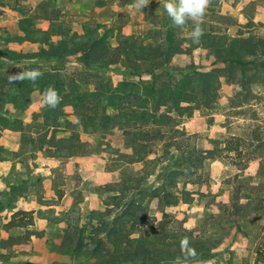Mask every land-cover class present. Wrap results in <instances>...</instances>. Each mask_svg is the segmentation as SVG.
Wrapping results in <instances>:
<instances>
[{"label":"trees","instance_id":"1","mask_svg":"<svg viewBox=\"0 0 264 264\" xmlns=\"http://www.w3.org/2000/svg\"><path fill=\"white\" fill-rule=\"evenodd\" d=\"M214 5L209 4L199 22L203 35L197 42L189 35L194 26L191 21L186 23L187 31L183 32L169 17L147 12L152 24L149 33L145 37L126 36L121 33L120 26L116 46L110 41L113 34L110 36L107 32L97 29H87L82 35L73 32L64 24L61 9L51 0H43L32 13L22 12L20 35L10 41L38 44L39 50L33 54L7 51L0 58V112L9 104L16 111L28 112L30 94L39 91L43 97L44 90L50 87L57 91L59 101L55 107L40 113H28L32 120L28 125L6 111L0 116V137L7 130L19 132L22 149L25 144L31 145L26 152L22 150V155L36 159L38 153H45L47 157L61 160L102 157L110 153L103 149L105 144L102 142L110 130L121 131L126 141V153L111 152L116 156L107 167L112 177L99 187V193L108 196L106 211L91 214L96 216L97 225L87 233L80 227L78 218L67 223L63 230L60 246L85 255L89 261L81 264H158V259L167 262L172 253L164 247L171 241L172 217L163 208L191 202L193 193L180 189L179 185L200 184V181L184 180V177L196 175L201 167L195 165V161L202 163L204 159L194 160L192 155L185 158L183 144L179 141L183 135L179 130L180 118L191 117L196 111L211 110L223 85L236 88L231 108L250 105L257 97V90L264 86V37L250 30L255 26L253 19L245 26L246 31L241 27L235 36H231L228 31L238 25L237 20L215 11ZM250 5L255 6L256 1ZM4 8L5 4L0 1V15ZM38 21L48 23V29L38 28ZM198 49L208 51V57L212 59L209 69L195 64L185 68L174 65L176 57L190 56ZM13 54L20 56L15 59ZM72 57L76 58V65L82 67L81 73L76 70L77 76L95 74L93 90L86 87L88 83L68 82L56 69L38 66ZM120 64L125 66L128 76L114 87L103 74ZM11 69L16 70L14 75ZM33 69L41 73L37 80L14 79ZM109 109L115 114L110 115ZM70 117L74 121L69 120ZM238 139L231 137L230 140ZM156 141L163 144L162 155L148 162ZM235 145L226 141L223 150H237L239 156H243L242 150ZM173 151L178 152L176 158L171 156ZM211 153H206L205 158H211ZM137 163L146 167L163 166L155 179L162 182L155 187L145 185L153 176L152 171L147 173L145 169L128 176L127 167ZM232 165L241 172L249 167L248 163L235 161ZM31 167L35 166L27 164L25 169L28 171ZM119 171L120 176L116 177ZM236 179H239L238 175ZM18 183L10 186L7 193L0 191V234L3 229L7 232L21 229L25 233L0 241L2 248L26 244L32 237H41L40 233L30 229L35 224L33 211L11 213L2 227L6 203L28 193L23 182ZM152 202L157 204L160 213L157 217L150 215ZM147 230L154 232L156 244L163 248L146 245L139 238ZM255 264H264L263 251H257Z\"/></svg>","mask_w":264,"mask_h":264},{"label":"rangeland","instance_id":"2","mask_svg":"<svg viewBox=\"0 0 264 264\" xmlns=\"http://www.w3.org/2000/svg\"><path fill=\"white\" fill-rule=\"evenodd\" d=\"M0 1L5 4L6 10L12 12L10 14L16 13L15 15L21 16L22 12L29 11L31 7L33 11L34 5L38 4L39 0ZM51 1L61 9L64 24L73 32H76L77 23L79 29L84 32L87 29H97L99 32L109 33L110 36L113 34L111 43L114 40L117 42L119 34L117 29L129 17L126 7L120 6L122 0H109V5H106L108 11L120 13L119 20L102 27L92 16L84 25L79 15H76V0ZM128 1L135 4L139 2V0ZM252 1L254 0H207L206 11L211 3L215 4L213 6L215 11L235 17L238 25L230 27L228 33L231 36H235L241 27L246 31L248 28L245 26L252 18L255 26L250 30L264 37V0H255V6L250 5ZM163 2L164 0H143L144 6L137 10L148 22L147 12L159 14L160 17H168L163 8ZM95 7L97 5L92 6V8ZM36 25L43 30L49 27V24L46 25L39 21ZM150 29H145L142 34L135 36L145 37ZM180 29L186 32L187 25L185 24ZM2 33L7 35L8 31L2 30ZM31 49L34 51L30 50L27 54L38 52L39 45L36 44ZM11 56L16 59L20 55ZM211 62L208 51L204 49H198L190 56L176 57L173 60L174 65L180 68L195 64L209 69ZM28 65L31 68V65ZM42 65L38 66L43 69L60 71L62 75H65L64 79L70 83L74 81L76 83L78 80L77 82L83 84L88 83L86 87L89 89H94L92 83L95 74L77 76L76 70L81 73L82 67L76 65L75 57L59 62H44ZM15 69H11L13 75L16 72ZM7 75L10 74L7 72ZM103 75L110 79L114 87L128 76L123 64L108 69ZM176 76L180 77L178 74ZM235 93V87L223 85L219 90L218 101L211 110L196 111L191 117L180 118L179 130L183 132V135L179 141L183 144L185 158L192 155L194 160L199 157L204 159L202 163L195 161V165L201 167L196 175L184 177V180L189 182L200 181V184L179 185L180 189L193 193L191 202L163 208V211L172 217L171 241L164 247L172 254L167 262L165 259H158V264H255L257 251L264 252V86L257 90V97L251 104L242 108L230 107ZM48 107L43 103L42 94L34 91L30 94L28 112L22 109L16 111L13 105L9 104L3 108L0 116L9 111L14 118L21 119L24 125H28L32 123L28 113H40ZM108 113L114 115L115 111L109 109ZM69 120L74 121V118L70 117ZM231 137H237L239 141H232ZM84 139L87 140L85 136ZM226 141L236 144L235 146L242 150L243 156L240 157L237 150L225 152L223 149ZM102 142L105 144L103 149L111 152H127L126 141L118 129L110 130ZM22 145V136L19 132L8 130L0 137V191L7 193L11 189L10 186H16L18 182L19 185L23 182L22 186L28 190L25 196L17 197L13 202L6 203L2 214L4 218L2 227L8 222L11 213L24 211L27 207L25 201H36L37 204L32 207L44 206V209H40L36 214L34 212V223L36 220L41 222L37 216L45 219L49 225V230L45 233L49 238L46 242L47 247H44V244L31 246L32 240L37 237H32L26 244L9 248H2L0 242V264H81L88 262L85 255L60 246L63 230L67 227V223L78 218L80 227H84L87 233L94 225H97L96 216L91 214L95 212L98 215L106 211L105 204L108 196L99 193L101 192L99 187L112 177L107 167L112 165L111 161L116 156L110 152L103 154L102 157L61 160L47 157L45 153H38L37 158L33 159L26 154H21L22 150L26 152L31 145L25 144L24 149ZM162 151V142L156 141L147 161L157 159L162 155ZM208 152H212L209 154L211 158H205ZM172 155L176 158L178 152L173 151ZM234 161L239 164L248 163L249 167L241 172L232 165ZM27 164H33L35 167L27 171L25 169ZM127 169L129 170L128 176L130 173L142 172L144 169L147 173L152 171L153 176L147 180L145 184L147 186L155 187L162 182L161 180L155 181L163 169L161 165L146 167L143 163H137ZM119 174L120 171L115 174L116 177H119ZM237 175L239 179H236ZM150 210L152 217L160 215L156 202H152ZM34 226L30 227L32 231H36ZM24 233L25 230L21 229L9 232L3 229L0 241L7 240L9 237L21 236ZM153 234V231L147 230L142 233L141 237L138 235L135 237L143 239L146 245H153L158 249L163 248L156 244Z\"/></svg>","mask_w":264,"mask_h":264},{"label":"crops","instance_id":"3","mask_svg":"<svg viewBox=\"0 0 264 264\" xmlns=\"http://www.w3.org/2000/svg\"><path fill=\"white\" fill-rule=\"evenodd\" d=\"M42 1L43 0H39L38 4L36 5L38 6L39 3H41ZM118 1H121V0H118ZM130 3L131 2H129L128 0H122L120 4L121 7L122 6L126 7V11L128 12V16H129L126 21L121 23V27H122L121 33L126 36L140 35L145 29L149 30L150 28H152V24L150 23V21L149 22L146 21V19L144 18V15L141 12H139V10H137V8L135 7V5L138 2L136 4L134 2H132L131 4ZM36 5H34L35 9H36ZM94 5L95 6L97 5V7L92 8V6ZM106 5H109V0H76V15H79L80 19L82 20L81 22L84 25L87 22H89L92 16H93V19L96 20L98 24H101L102 26L114 24L119 20L120 13L115 12V11H112V13H110ZM29 11L31 13L33 12L32 7L29 9ZM10 13L12 12L4 8L2 15H0V58L1 59H2V56L7 51L11 53L18 52V53H23V54H27L30 50L31 52H33L34 50H32L31 48H33L36 45L30 42H23L21 44H18L16 42L10 41V38L20 35L19 21L23 18L22 14L21 16H17L15 15L16 13H13V15ZM39 22L45 23L46 25H48V23H46L45 21H39ZM47 29L48 28H45L44 30H47ZM2 30L8 31V34L7 35L5 33L3 34ZM76 33H78L79 35L84 34V30L79 29V27L77 26V23H76ZM111 44L113 46H116L117 45L116 40H114V42ZM183 56H186V55H183ZM36 204H37L36 201L35 202L25 201V205L27 207L24 208V211H33L36 214L38 213L40 209H44V206H39L38 208L32 207ZM20 210H23V209H20ZM37 217H38V220L41 222H38L36 220L34 227L36 231L40 232L42 236L39 238L38 237L34 238V240H32L31 242V246H36L37 244L38 245L44 244V247H47L46 242L49 237H48V234L45 232H48L49 225H47V222L45 219L40 218L39 216Z\"/></svg>","mask_w":264,"mask_h":264},{"label":"clouds","instance_id":"4","mask_svg":"<svg viewBox=\"0 0 264 264\" xmlns=\"http://www.w3.org/2000/svg\"><path fill=\"white\" fill-rule=\"evenodd\" d=\"M143 0L135 5L136 8L143 7ZM207 0H164L163 8L172 23L177 27H183L188 21L193 23V29L189 33L194 42L199 41L203 35L199 22L205 15ZM41 76L38 70H29L19 74L14 79L37 80ZM59 97L55 88L50 87L43 92V103L49 107H55Z\"/></svg>","mask_w":264,"mask_h":264}]
</instances>
